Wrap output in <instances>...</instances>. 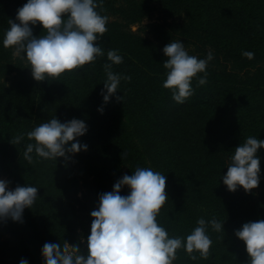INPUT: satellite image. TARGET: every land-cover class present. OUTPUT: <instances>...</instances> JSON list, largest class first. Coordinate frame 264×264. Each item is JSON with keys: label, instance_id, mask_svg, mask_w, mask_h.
Returning a JSON list of instances; mask_svg holds the SVG:
<instances>
[{"label": "trees", "instance_id": "1", "mask_svg": "<svg viewBox=\"0 0 264 264\" xmlns=\"http://www.w3.org/2000/svg\"><path fill=\"white\" fill-rule=\"evenodd\" d=\"M24 3L1 0L0 37ZM225 5L222 0H104L98 11L112 17L97 42L104 57L77 69L78 73H63L58 80L24 83L21 76L0 85V172L10 178L9 189L25 183L39 187V197L32 208L24 209L22 222L0 220V264H19L21 259L44 264L45 242L79 241V233L90 228V212L97 207L99 194L111 191L136 167H150L122 115L133 124L150 161L167 177L168 201L157 219L169 234H188L201 216L225 219L224 233L210 230L213 245L207 260H191L181 249L174 264H247L245 246L234 230L244 222L264 219V191L256 198L242 187L228 191L222 176L233 149L246 137L264 139V0H237L232 15L222 21L228 13ZM153 13L171 18L167 27L179 28L183 39L197 45L200 53L190 54L204 57L206 43L214 51L207 83L197 86L194 78V94L183 104L163 87L166 44L130 30L131 24ZM147 26L160 39V31L154 30L158 24ZM109 49H118L124 58L113 70L141 83L123 81L120 91L104 103L103 87L93 83L105 78L103 64ZM245 50L253 51L254 58L242 56ZM122 95L123 101L116 99ZM53 115L61 122L83 119L88 130L76 139L88 147L56 162L33 154L29 164L23 157L27 137L18 145L10 140ZM257 154L261 162L264 149ZM78 165L81 179L75 171ZM120 191L127 195L129 189L124 186ZM188 202L209 209V214Z\"/></svg>", "mask_w": 264, "mask_h": 264}, {"label": "clouds", "instance_id": "2", "mask_svg": "<svg viewBox=\"0 0 264 264\" xmlns=\"http://www.w3.org/2000/svg\"><path fill=\"white\" fill-rule=\"evenodd\" d=\"M103 3L104 0H26L16 10L15 20H8L9 27L0 37V46L12 49L15 58L26 62L34 80H58L61 74L92 65L105 56V50L97 43L108 31L110 19L98 11ZM37 23L42 26L38 36L33 34ZM162 51L166 57L163 87L171 92L176 103L183 104L194 94V78L197 86L207 83V68L214 59V51L209 48L202 58L192 55L180 39L171 40ZM254 55L253 51L242 52L249 60ZM106 57L101 89L104 103L120 91L122 80H131L130 75L113 70L124 59L118 49L107 50ZM116 99L123 101V95ZM97 110L103 113V107ZM87 130L83 119L61 122L53 115L31 130L15 135L10 143L18 145L27 137L23 157L29 164L34 160L33 154L56 162L58 157L67 160L69 154L87 149V144L76 139ZM258 149H264V139L257 136L246 137L233 149L222 176L228 191L242 187L249 192L259 185ZM166 179L164 173L147 166L124 174L111 191L99 194L97 207L90 212V233L86 240L80 238L86 251L81 250L79 243L70 244L66 240L62 244L45 242L41 249L44 264H174L181 249L191 260H207L213 245L210 230L224 233L225 219L201 216L188 234L170 235L157 219L168 201ZM9 183L0 179V220L22 222L24 209L32 208L39 197V187L25 183L9 189ZM124 186L129 189L127 195L121 194ZM234 235L245 246L247 264H264V219L244 222L234 230ZM19 264H27V260L21 259Z\"/></svg>", "mask_w": 264, "mask_h": 264}, {"label": "rangeland", "instance_id": "3", "mask_svg": "<svg viewBox=\"0 0 264 264\" xmlns=\"http://www.w3.org/2000/svg\"><path fill=\"white\" fill-rule=\"evenodd\" d=\"M222 1L226 3L225 9H227V12H228V13H226V15H223L221 17V20L223 21V20L229 19L228 17L230 15H232L230 10L236 4L237 0H222ZM24 2H26V0H24ZM0 4H1V0H0ZM0 8H2V7H0ZM157 15L158 14L153 13V15L149 19L145 18V21H146L145 24H143L144 19L140 22H136V23L131 24L130 25L131 32H133L135 35L145 37L146 39L153 41L155 43L161 42L163 44H167L171 40L180 39L182 42H184L185 47L188 49V51H192V52H194V54L200 53V51H198L199 49H196L197 45L195 43H193L191 39H189L190 41L183 39V36L181 35L182 31L179 28H177L175 31H173L172 29L167 27L171 18H167V20H164ZM108 16L111 17L110 15H108ZM15 17L16 16H13V14H12L11 19L15 20ZM150 23L158 24V26H159L158 29H154V30L160 31V34H158L160 36V39H158L157 36L151 31V28L147 26V24H150ZM33 31L35 32V35H37V36L40 35V33L42 31V26L39 23H37L35 26H33ZM204 47L207 51L209 50V48H211V46L208 43H206V45ZM198 48H200V47H198ZM263 64H264V62H263ZM77 73H78V70H77ZM21 76L24 79V83H30V79H33L32 75H31V70L28 68L27 63L15 58L12 55V49L4 48V47L0 46V85H8V84L13 82L14 77L20 78ZM103 81H100L99 83H93V84L97 85L99 87H103ZM123 81L124 80H122L121 83H125ZM128 83L135 84V83H141V82H139L137 79L131 77V80H129ZM86 84L89 85L90 83H82V86H84ZM122 119H123V121H125V123L129 127V130L132 131V135L135 137L137 144L139 145V147L141 148V150L143 152V156H144V159L146 160V163L150 167H152L154 170L159 171L156 168L157 166L155 164H153L152 161H150V158L147 155V152L144 151L143 141L138 136H136V133H135L134 128H133V124L129 122L126 115H122ZM261 162L264 163V159L263 160L261 159ZM260 169H261L260 183L256 188L249 191V192H251V194L253 195L254 198H256L258 196V193L264 191V166H260ZM75 171L77 173L78 178L81 179L82 170H81L80 165L75 166ZM0 179H5V180H8L10 182V178L1 172H0ZM10 185L11 184L9 183L8 188H10ZM80 190H81V188H80ZM188 204L191 206H194L197 210H200L203 213L209 214V212H210L209 209L208 210L204 209L203 207L199 206L198 204H194V202L193 203L188 202ZM89 233H90V228L88 227V229H86L85 232L81 231L79 233V241L77 238V241H74L70 244L79 243L81 250L86 251V244L80 243V238L84 237L86 240Z\"/></svg>", "mask_w": 264, "mask_h": 264}]
</instances>
